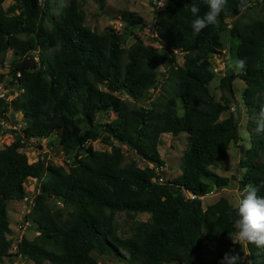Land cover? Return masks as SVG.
Returning a JSON list of instances; mask_svg holds the SVG:
<instances>
[{"label":"trees","instance_id":"obj_1","mask_svg":"<svg viewBox=\"0 0 264 264\" xmlns=\"http://www.w3.org/2000/svg\"><path fill=\"white\" fill-rule=\"evenodd\" d=\"M4 1L0 68L6 63V72H0V83L15 94L0 98V121L13 126L14 113L20 112L25 123L18 131L9 129L12 140L0 148V264L10 254L6 204L21 199L27 178L39 183L28 215L37 234L22 237L15 255L33 264H99L94 254L124 264H219L233 249L236 207L221 197L202 207L199 197L228 184L209 166L222 161L239 139L236 117L228 111L238 102L232 96L234 79L244 85L240 104L254 114L247 121L249 146L238 160L243 169L238 187L254 185L264 197V135L255 132L264 110V0H248L260 5L261 13L246 22L237 19L240 0H227L219 23L198 35L191 28L190 4L197 3L202 16L208 10L205 0H166L154 17L161 52L139 41L123 46L132 28L143 24L133 11L119 13L120 31H95L84 24L78 0H61L55 8L51 0H14L7 9ZM90 1L101 8L105 0ZM226 24L230 57L246 58L247 64L243 72H224L216 100L209 90L215 76L210 59L223 50L220 36ZM175 53H181V64ZM159 80L169 88L167 96L137 106ZM108 111L113 118L96 120ZM55 129L61 130L57 146L67 159L66 170L46 161L36 144L35 159L28 162L22 148ZM180 132L186 133L180 171L164 178L160 135ZM97 139L109 150L84 148ZM120 145L129 151L126 158ZM181 188L197 197L185 198ZM48 197L60 206L50 209ZM116 212H142L148 218L132 220L128 233L120 235ZM205 242L218 249L211 259L204 258ZM245 247L241 264H264V249Z\"/></svg>","mask_w":264,"mask_h":264},{"label":"rangeland","instance_id":"obj_2","mask_svg":"<svg viewBox=\"0 0 264 264\" xmlns=\"http://www.w3.org/2000/svg\"><path fill=\"white\" fill-rule=\"evenodd\" d=\"M82 2V9L84 11V24L92 30L100 31L105 27H110L113 30L120 31L122 27V22L118 20L119 13L122 10L133 11L137 13L139 16L143 18V24L138 25L135 28H132L129 35L125 39L123 46H128L130 43L134 41H139L144 43L147 46H151L160 50V46L155 41L154 37V17L156 12L159 9H156L150 0H105L102 7L100 8L94 2L90 0H78ZM14 0H5L2 3V7L7 9ZM52 7H57L59 4L62 3L61 0H51ZM261 8L260 5L257 4H248V7L245 11L241 12L237 19L240 22H246L250 19L256 18L260 15ZM229 19H226L228 22ZM228 24L225 25L224 31L221 33V41L223 44V50L220 54L214 55L210 61L212 63L214 78L209 83V90L213 94L216 100L221 99V90L218 87L219 78L224 74V72L228 69L227 68V60L230 57L229 54V37L227 34ZM9 57V52L5 55V60ZM175 59L177 64H181L182 57L181 53H175ZM4 68H0V72L5 74L6 72V63H4ZM231 86L234 90L232 92L233 100L235 99L238 101L235 104H231L228 111H230L237 120L238 128V136L239 139L237 142L231 143L228 146L226 151V156L222 161L214 162L212 165L209 166V169L219 176H223L228 178V184L225 187L220 189L213 188L211 192L205 194L204 196L200 197L202 207L207 204H210L217 199L225 198L231 206H237V197L238 194L242 195L244 189H240L238 187V180L240 179L243 169L238 167V160L243 156L244 151L249 146V134L247 128V121L250 118H254V114L249 115L245 110L244 107L240 104V95L243 88V82L239 79H234L231 83ZM166 91H169V88L159 80L156 84L154 89L150 90V96L144 101L136 102L137 106H148L149 102L157 100V98H161L160 96H167ZM15 93L8 94L5 97L6 100H9L14 96ZM237 104V105H236ZM176 111L178 115L182 114V105L180 100L176 98ZM8 113V112H7ZM227 111L223 112L220 118H223L227 115ZM113 113L108 111L105 113H99L96 116V120H110L113 118ZM14 119L16 120V124L11 126L8 122H0L1 125V132H0V148L9 144L12 140L13 133L9 131V129H15L18 131L25 123V118L22 116L20 112L14 113ZM12 118V116L10 117ZM1 120V118H0ZM61 130L55 129L53 130L48 136L37 140L36 142H31L24 148L22 151L27 155V161L30 162L31 160L35 159L36 156V148L34 145L39 146V154L44 156V159L52 164H59L64 167L66 170V161L65 156L61 153L57 146V138L60 135ZM52 143L51 149H48V143ZM91 146L93 149L96 150H109V146H106L100 143L97 140H94L90 143L84 144V148L87 146ZM186 146V133L180 132L176 136L170 134H161L160 135V142L157 146V151L160 158L163 160L164 164L160 168L162 172V176L164 178H171L174 177L176 174L179 173V163H180V155L184 147ZM121 150L124 154V158L129 155V151L125 145H120ZM36 149V150H35ZM137 162L140 166H142V161L137 158ZM39 183L31 180L29 182L25 181L24 189L25 194L27 197H33L37 194L36 190L30 191V188H37L38 189ZM45 203L50 209H54L58 207L57 201L52 198L48 197L45 200ZM30 210L29 204L26 202H22L21 200L18 201H8L6 204V214L8 218V227L11 230L12 234L16 236H20L21 238H25L27 240L32 239L37 232L35 231L34 225L31 223L30 218L28 217L29 214L26 213V210ZM26 214V224H24V228L22 230L16 231L15 228L17 224L22 223L23 216ZM148 218V214L146 213H129L126 215L123 212H116L114 215V222L116 226L117 234H127L128 227L132 220H146ZM12 235V236H13ZM232 246L231 248L237 250L241 253L242 257L247 256L246 247L244 244L240 243L235 234L231 238ZM17 249V248H16ZM204 258L211 259L215 256L218 249L214 246L213 243H204ZM15 252H10L8 256L1 258V264H33L31 261L27 260L26 258L20 257L15 255ZM95 255L96 261L99 264H124L122 261L118 260L115 257L106 256V255Z\"/></svg>","mask_w":264,"mask_h":264},{"label":"clouds","instance_id":"obj_3","mask_svg":"<svg viewBox=\"0 0 264 264\" xmlns=\"http://www.w3.org/2000/svg\"><path fill=\"white\" fill-rule=\"evenodd\" d=\"M207 11L201 16L200 7L197 3L190 4V12L195 17L191 23L192 31L199 34L209 26L219 23V17L225 11L227 0H205ZM166 0H158L157 8H162ZM248 7V0H240L239 9L241 12ZM247 60L243 57L227 60V68L237 73L243 72L246 68ZM255 132L257 135H264V110L261 111L255 122ZM259 188L254 185H247L242 195L238 194L236 216L234 220L235 237L244 244H253L257 248L264 249V197L258 196ZM240 252L230 249L224 253L219 264H241ZM247 264H252L248 261Z\"/></svg>","mask_w":264,"mask_h":264},{"label":"built area","instance_id":"obj_4","mask_svg":"<svg viewBox=\"0 0 264 264\" xmlns=\"http://www.w3.org/2000/svg\"><path fill=\"white\" fill-rule=\"evenodd\" d=\"M150 3H152L153 6L156 7V9H159V10H160V9L163 8V7H162V8H157L158 0H150ZM9 92H10L9 89L6 88L2 83H0V98L6 100L5 97H7V95L10 94ZM0 122H2V121H0ZM47 146H48V149H51V147H52V143H51V142L48 143ZM31 180H34V181H35V179L27 178V179H26V182H29V181H31ZM24 184H25V183H24ZM32 190H36V192L38 193V189H37V188H33V187H31V188H30V191H32ZM180 192H181V194H182L185 198L193 199V198H196V197H197L195 194H193V193H191V192L185 190L184 188H181V189H180ZM199 198H200V197H199ZM20 200H21L22 202H26L27 204H29L30 209H31V207H32V205H33V197H30V196H29V198H28L27 195H26L25 192H24V194H23V196L21 197ZM57 205L60 206V203H59L58 201H57ZM29 212H30V210L28 211V209H27V210H26V213L29 214ZM25 216H26V214L23 216L22 223L17 224V226H16V228H15L16 231L22 230V229L24 228V224H26V222H27L26 219H25ZM12 235H13V234H12L11 230L9 231L8 234H6V238L9 239V240L11 241V243H10V247H9V249H8L9 252H15V251H16L17 243H18L19 240L21 239L20 236H19V237L16 236L17 234H15V235H13V236H12Z\"/></svg>","mask_w":264,"mask_h":264}]
</instances>
